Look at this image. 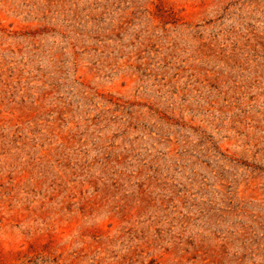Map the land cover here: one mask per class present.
<instances>
[{"label": "rangeland", "instance_id": "obj_1", "mask_svg": "<svg viewBox=\"0 0 264 264\" xmlns=\"http://www.w3.org/2000/svg\"><path fill=\"white\" fill-rule=\"evenodd\" d=\"M0 264H264V0H0Z\"/></svg>", "mask_w": 264, "mask_h": 264}]
</instances>
